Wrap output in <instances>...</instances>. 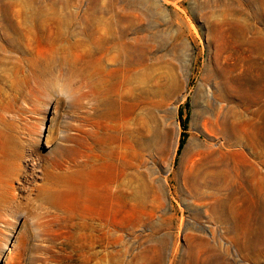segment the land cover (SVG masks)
Masks as SVG:
<instances>
[{
	"label": "rangeland",
	"instance_id": "374dc122",
	"mask_svg": "<svg viewBox=\"0 0 264 264\" xmlns=\"http://www.w3.org/2000/svg\"><path fill=\"white\" fill-rule=\"evenodd\" d=\"M3 22L0 186L12 188L0 194V264H264L244 252L248 232H264V0H0ZM111 100L122 118L109 115ZM217 117L243 136L225 159L231 179L246 177L245 189L230 181L242 190L230 223L209 215L223 214L211 207L227 190L200 163L208 154L185 185L186 145L195 135L217 147ZM88 139L101 170L133 172L93 246L92 214H55L36 189L47 168L86 160ZM141 175L168 179L146 223L149 209L131 198Z\"/></svg>",
	"mask_w": 264,
	"mask_h": 264
},
{
	"label": "bare ground",
	"instance_id": "6f19581e",
	"mask_svg": "<svg viewBox=\"0 0 264 264\" xmlns=\"http://www.w3.org/2000/svg\"><path fill=\"white\" fill-rule=\"evenodd\" d=\"M62 14L63 12L61 13L60 17H63ZM58 16L56 15L54 16V18L56 17L55 19H58ZM42 24L44 25L45 23ZM61 24H63V22ZM0 27H1V34L3 33V36L10 35L9 33L10 26L8 22L1 23ZM36 59L38 60V57ZM48 80H49L48 81L49 84L55 83V81L51 79ZM107 107H108L109 115L118 118L123 117V113L120 109V102L118 100L109 101L107 103ZM228 120L229 119L227 118L221 119L217 117L214 120L215 124L214 122H212L213 131L223 137L222 142L219 143L217 147H215L216 144L214 145V143L211 141H205V140L203 141L200 140V137H196L195 135H192L184 151L187 154L191 153L190 161H191L192 169L190 173L187 174L185 179L186 180L185 185H187L188 188H191V184L193 183L191 182V179L199 176L200 172L202 171L200 168L198 170L195 169L196 167H198V157L201 156L202 154H208L209 157L206 158L207 161H200V163L205 162L206 167H215L213 172L212 184L215 185L218 184L221 186L222 190L223 189L227 190V194L225 195V198L221 197L220 195L219 197L214 196V204L211 207V211L214 212L221 211L223 214H209V215L212 216L213 218H217L226 223H230L231 220H233L232 217L234 216L236 207H238L235 205V201L236 199H238L236 195L242 191V190L240 191V188H236L234 186L231 188L230 186L233 185L231 184L232 181L234 182L238 181L239 184L243 186V189H245L244 187L246 186L245 183L246 177L242 176V178L240 177L239 180H235L233 178L231 179V176H229L228 164L230 163L226 162L225 159L229 152L237 151L236 149H233V145L234 143H237V141H239L240 138H242L243 136L242 135L238 136L239 134L236 135L237 132H234L232 127L230 126L232 122H229ZM2 143L6 146V150H7V142H2ZM2 143L0 140L1 145ZM200 145H203L204 148L200 150L196 149L199 148ZM87 149H89L86 155L87 159L79 163L73 169L56 171L54 169H50L51 167L47 168L44 172V177H43L44 182L40 185H37L36 189L38 190L37 192L38 197L41 198L43 201L49 203L52 207L56 209L55 214L66 213L68 214V216L74 215L73 213L77 211L78 207L84 210V214L85 213L92 214V216L89 218L92 221L91 223L87 224V228L89 229L87 236L91 238L90 246H93L96 243V238L98 240L101 238V235L103 233H107V229L105 226L106 224H104L103 222L105 211L107 209L106 205L110 200H113L114 198H117L118 196H122L125 194V192H122L119 189H115V187L117 186V184H120L119 182L132 181L133 172H129L125 168H120L118 166H110L109 169L105 171L101 170L100 161L102 159V152H100L96 144L94 142H90L89 139H88ZM93 151L95 152L94 154ZM167 183H168V179L164 178L163 182H160L156 186H154L150 181V177L148 179V177L141 175V184H140L141 192L139 191L140 193L134 196V191H133V193L131 194V198L135 201L134 205L143 208H148L150 214H140L139 215L140 218L138 219L140 222L146 223L148 219L153 220L155 218L154 213L159 207L161 201L159 200V196L163 195V191H165L164 189ZM0 187H1L0 190L4 189L3 186ZM10 188H12L11 182H7L6 188L3 191H1L0 194L1 193L5 194L7 191L9 192ZM161 219L163 221L164 220L167 221L168 218L161 216ZM161 227H162V222H158L155 226V229L159 231ZM110 231H112V228ZM158 241L159 244L162 245V247H165L164 238L159 239ZM263 248H264V232L261 231L248 232L244 241V252L247 261H250L252 263L263 259L264 256ZM94 255L95 252H92L90 257L93 258Z\"/></svg>",
	"mask_w": 264,
	"mask_h": 264
}]
</instances>
